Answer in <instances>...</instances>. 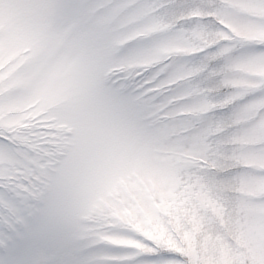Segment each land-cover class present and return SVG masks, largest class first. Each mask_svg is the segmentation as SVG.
<instances>
[{"label": "snow or ice", "instance_id": "6c2138e0", "mask_svg": "<svg viewBox=\"0 0 264 264\" xmlns=\"http://www.w3.org/2000/svg\"><path fill=\"white\" fill-rule=\"evenodd\" d=\"M0 264H264V0H0Z\"/></svg>", "mask_w": 264, "mask_h": 264}]
</instances>
